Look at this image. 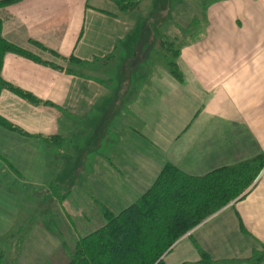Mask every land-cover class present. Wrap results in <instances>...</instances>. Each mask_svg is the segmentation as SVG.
<instances>
[{
	"label": "crops",
	"instance_id": "0c3cea01",
	"mask_svg": "<svg viewBox=\"0 0 264 264\" xmlns=\"http://www.w3.org/2000/svg\"><path fill=\"white\" fill-rule=\"evenodd\" d=\"M157 3L141 0L124 12L110 0H16L0 7L6 41L61 66L13 52L3 58V81L35 100L6 88L0 92V116L22 131L0 126V264H66L78 235L67 221L72 194L51 202L49 185L62 184L50 167L57 164L62 175L64 166H77L70 173L79 179L78 166L89 164L91 144L74 139L82 118L109 116L110 109L126 116L125 139L110 142L105 154L91 151L86 179V192L99 195L92 203L102 200L114 212L143 194L167 163L203 176L264 155V45H252L237 26L253 14L264 19V0L204 2L201 26L182 30L186 39L175 57L181 79L171 75L156 47L160 38L179 35L172 21L163 29ZM151 20L158 22L150 30ZM142 22L147 29L140 30ZM98 62H109V79L93 77ZM108 83L113 103L106 109L98 99ZM55 136L63 140L47 146L43 138ZM259 243L264 166L237 199L162 258L164 264L196 263L201 250L213 261L247 264Z\"/></svg>",
	"mask_w": 264,
	"mask_h": 264
},
{
	"label": "trees",
	"instance_id": "16d2710c",
	"mask_svg": "<svg viewBox=\"0 0 264 264\" xmlns=\"http://www.w3.org/2000/svg\"><path fill=\"white\" fill-rule=\"evenodd\" d=\"M16 0H0V7ZM118 11H133L141 0H110ZM194 18L186 27L197 25ZM179 37V35H178ZM176 38V37H175ZM185 38V37H184ZM156 47H164L163 56L172 54L167 67L172 76L181 79L175 63L178 48L165 37ZM44 50V49H43ZM13 52L35 61L51 64L6 41L1 35L0 21V92L6 88L19 95L35 100L29 94L7 84L1 78L4 55ZM57 68L59 65L51 64ZM68 70V69H67ZM0 126L22 131L0 116ZM47 146H56L63 138H43ZM264 166V155L234 165L217 168L203 176H191L167 163L160 170L149 188L137 199L118 212L99 202L103 223L90 232L79 235L66 264H164L162 256L171 246L192 228L215 212L237 199L255 180ZM50 198L61 203L70 195L64 186L51 183ZM243 236L255 240L242 230ZM251 249L247 264L264 262V244ZM201 259L191 264H231V261H213L199 250ZM189 264V263H182Z\"/></svg>",
	"mask_w": 264,
	"mask_h": 264
},
{
	"label": "rangeland",
	"instance_id": "374dc122",
	"mask_svg": "<svg viewBox=\"0 0 264 264\" xmlns=\"http://www.w3.org/2000/svg\"><path fill=\"white\" fill-rule=\"evenodd\" d=\"M199 1H202L203 3H200ZM209 1L212 0H158V3L155 6V12L160 15L159 23L162 25L163 29L168 27L171 21L172 29L174 30L176 29V27L178 28L179 37H170L168 40L172 43V49L178 48L179 45L185 41L184 39H186L182 36V34L184 33L182 32V30L184 29L179 28V26L185 28L186 24L194 18H196L198 21L197 25H192V27L189 28L194 29L196 27L201 26L200 23L203 20V11L206 7V3ZM204 2L206 3L204 4ZM255 16L256 15L254 14L252 16L250 15V19L247 21L244 18H240L237 23V26L240 29L242 28V31L247 32L243 34V38H245L249 33L251 38L250 43L252 45L256 44L260 46L264 45V19L257 20L254 18ZM170 18L171 20H169ZM157 22L158 21L153 20L148 21L147 25L149 26L150 30L153 26H156ZM142 24L145 25V22H142ZM141 29H147L146 25L140 26V30ZM156 29L158 28L156 27ZM164 46L165 45H163V47H161L160 49L162 55L164 53ZM171 57L172 54H169L168 56H163V61H166L168 63L169 60L173 59ZM91 72L93 77H96L99 80L109 79V62L105 64L98 62V69H92ZM105 95L107 96L105 97ZM112 103L113 102L111 101L109 102L108 83L107 92L99 97L98 105L100 106L103 104L106 109H109ZM113 113L110 109L109 116H104L102 114L96 117L92 116L82 118L81 121L76 122V130L74 134L75 141L80 142V145L91 144V148L90 145H88V149H90V151L85 159L87 163L89 161V164L78 166L79 172L77 175L80 176L79 179H74L73 175L70 173L72 172V170L76 169L77 166L74 168H71L69 165L64 166L65 171L62 173V175H59V166L57 164H52V167H50V172H53V175L55 176L56 180L59 181L63 186H65V188L69 190L72 194L69 203H67L66 205V210L68 212L67 221H70L75 230H77V237L79 235H84L90 232L91 230L97 228L103 223L100 206L99 204H97L99 202L92 203V201H96L95 199L99 198V195H96L94 191L86 192V179L91 173V168L93 167L92 161L94 155L91 153V151L98 150L99 153L105 154L108 151V144L110 142H119L125 139V133L122 132L121 129L123 130L126 127L124 125L126 122V116L118 117V113L115 114L116 116H114ZM116 120L117 123L114 127V122H116ZM94 147H97V149H94ZM95 174L97 175L98 180L101 179L102 172L100 169ZM104 185L109 187V181H105ZM87 194H93V196H87ZM69 197L70 196H68L67 199ZM52 201L53 199H51V202ZM83 201H86L88 206L81 207L80 203H83ZM100 201L103 202L102 200ZM70 203H72V205L74 206H72ZM91 205L92 207L89 208V206ZM107 205L109 207V204ZM81 216L83 218H81ZM257 247L259 248L258 245ZM163 262L165 261L163 260ZM260 264H264V262H261Z\"/></svg>",
	"mask_w": 264,
	"mask_h": 264
}]
</instances>
